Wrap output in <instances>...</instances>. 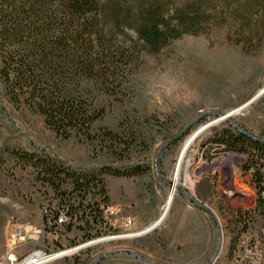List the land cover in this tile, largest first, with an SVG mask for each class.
<instances>
[{"label":"rangeland","instance_id":"obj_1","mask_svg":"<svg viewBox=\"0 0 264 264\" xmlns=\"http://www.w3.org/2000/svg\"><path fill=\"white\" fill-rule=\"evenodd\" d=\"M220 1L226 8L235 0ZM231 9L221 10L219 22L205 27L202 34L182 36L158 54L139 56L130 76V97L95 125L128 137L129 151L117 146V152H108L101 144L56 137L46 129L42 117L9 104L0 84V264H6L9 223L42 228L44 216L52 218L58 211L55 193L36 180L32 167L16 158L20 152L34 150L58 158L71 169L96 170L108 191L110 206L104 218L107 225L98 227L105 234L75 254L55 258L90 241L83 243L84 232L75 226L69 230L58 225L55 231L43 229L38 239L20 247V260L35 252L52 257L45 256L43 264H146L121 251L126 249L150 264L233 262L242 233L262 224L254 181L260 161L254 159L251 178L247 155L217 150L209 142L223 129L232 128L222 118L227 114L264 139L261 96L233 117L237 109L261 95L264 26L254 28L249 45L239 44L241 30ZM213 121L217 122L203 128ZM195 134L180 162L182 149ZM162 150L158 175L155 161ZM136 165L142 167L139 175L113 174ZM103 167L109 172L101 173ZM190 168L200 174L193 173L186 182ZM161 177L173 178L176 189L170 191L172 187ZM233 187L235 191H229ZM179 189L205 208L189 202ZM171 192L172 204L165 219L145 235L164 213ZM126 218L133 222L129 228L123 226Z\"/></svg>","mask_w":264,"mask_h":264},{"label":"trees","instance_id":"obj_2","mask_svg":"<svg viewBox=\"0 0 264 264\" xmlns=\"http://www.w3.org/2000/svg\"><path fill=\"white\" fill-rule=\"evenodd\" d=\"M228 8L241 30L238 43L249 45L254 28L264 26V0H235L226 8L220 0H0L4 96L16 110L42 117L46 129L62 140L74 137L101 144L108 152H117V146L129 151L128 137L95 125L130 97V76L139 56L158 54L182 36L202 34ZM209 144L247 155V171L255 158L264 162V142L233 127L223 129ZM16 156L55 193L58 211L52 218L44 216L43 222H51L46 229L58 228L62 211L68 217L63 224L67 229L75 226L84 232L83 243L105 234L98 227L107 225L104 211L110 197L96 170L71 169L39 150ZM141 168L113 174L133 177ZM103 172H109L108 167Z\"/></svg>","mask_w":264,"mask_h":264},{"label":"built area","instance_id":"obj_3","mask_svg":"<svg viewBox=\"0 0 264 264\" xmlns=\"http://www.w3.org/2000/svg\"><path fill=\"white\" fill-rule=\"evenodd\" d=\"M220 158L221 157H219L218 160ZM257 170L258 172L254 181L256 185V200L259 203L260 213L262 215V224L259 228H255V230H247L242 233V245L239 255L236 256V264H264V164L259 162ZM248 174L251 178H253L254 170L249 169ZM231 189L232 190L229 191H235V187ZM240 192L248 194L243 190H240ZM106 210L104 211L105 219L107 218L105 215ZM44 212L46 213V210ZM67 222L68 217L62 211H60L57 217V225H63ZM132 224L133 222L129 218H126L123 221V226L126 228L131 227ZM46 226H51V222L48 219L44 221L42 228L33 226L31 224L13 225L9 223L6 234V264L22 263L24 260L35 254V252H30V254L26 255L22 260H20V253L18 252V249L28 245L31 241L38 239ZM45 256L50 258L48 255Z\"/></svg>","mask_w":264,"mask_h":264},{"label":"water","instance_id":"obj_4","mask_svg":"<svg viewBox=\"0 0 264 264\" xmlns=\"http://www.w3.org/2000/svg\"><path fill=\"white\" fill-rule=\"evenodd\" d=\"M262 95H261V97H262V109H264V84H263V89H262V93H261ZM260 96H258V95H256V96H254L253 98H251V100L250 101H248L246 104L249 106V105H251V103H253L255 100H257L258 98H259ZM222 117H224V119L226 120V121H228V123L235 129V130H238V131H240V132H242V133H244L247 137H249V138H251V139H255V140H258V141H261V142H264V139L263 138H261V137H259V136H257V135H254L253 133L251 134V133H249L248 131H246L242 126H240V125H238V123H236L233 119H232V117L230 116V115H222ZM217 121H213V122H211V123H209V124H207V126H205V127H203L204 129H207V127H209V125H211V124H213V123H216ZM197 134V133H196ZM196 134L194 135V136H196ZM194 136H193V138H194ZM193 140V139H192ZM192 142H189L184 148H183V150L181 151V153H180V156L179 157H181L184 153H185V151H186V149L188 148V146L191 144ZM164 150V149H163ZM163 150L160 152V154L156 157L157 159H156V161H155V167H156V172L158 173V175H160V173H159V163H160V160L162 159L161 157H162V155H163ZM162 178V177H161ZM165 182H167V184L170 186V187H172L174 184H173V178L171 179V180H167V179H165L164 177L162 178ZM175 187V186H174ZM173 188V187H172ZM171 188V189H172ZM171 191V190H170ZM180 193H181V195L184 197V198H186V199H188L189 200V202H191L192 204H196V205H198L199 207H202V208H205V206L204 205H202L200 202H197L196 200H192V199H190L189 198V196L185 193V192H183L182 190H178ZM172 199L173 198H171L167 203V206H166V208H165V210H164V213L159 217L160 219L157 221V222H155V224H154V227L153 228H151L150 229V231H153V230H155L156 229V227L159 225V224H161L162 223V221L165 219L164 218V216L166 215V213L168 212V210H169V208H170V206H171V202H172ZM153 229V230H152ZM150 231L148 232V233H146V234H149L150 233ZM145 234V235H146ZM219 234H220V231H219ZM95 241H97V240H95ZM92 242H94V241H90V242H88V243H86V244H83V245H80V246H77V247H75L74 249H71V250H68V251H66V252H69V253H66L65 254V256H67V255H71V254H75V252H76V250H78V249H81L82 247H85V246H87V245H89L90 243H92ZM121 251H123V252H127V253H129V254H131V255H133L135 258L137 257L138 259H140L141 261H143L144 263H146V264H150V263H148L141 255H139V254H137L136 252L134 253V252H132V251H130V250H121ZM52 257H50L49 259H51ZM215 258V257H214ZM213 258V259H214ZM213 259L211 260V262H213Z\"/></svg>","mask_w":264,"mask_h":264},{"label":"bare ground","instance_id":"obj_5","mask_svg":"<svg viewBox=\"0 0 264 264\" xmlns=\"http://www.w3.org/2000/svg\"><path fill=\"white\" fill-rule=\"evenodd\" d=\"M262 93V91L259 93V94H261ZM262 95V94H261ZM261 95H258V96H261ZM250 106V105H249ZM247 104H245V105H243L242 107H240L239 109H237L238 110V112H236V114H234L233 115V117H235V116H237L238 114H241L242 113V111L243 110H241V109H243V108H246V107H249ZM227 115H230L231 117H232V114H227ZM222 118H224V117H222ZM194 138H195V136H194ZM193 138V136H192V138L189 140V142H192V139H194ZM188 143V142H187ZM183 150V149H182ZM226 156H228V155H226ZM233 156V155H232ZM236 156H238V155H236ZM240 156V155H239ZM182 158H183V155L180 157V162H181V160H182ZM235 159H240L239 157L237 158H235ZM224 160H228V159H224ZM180 162H179V164H180ZM179 164H178V166H177V168H176V170H175V174H174V179H178V176H179V173H178V169H179ZM262 164H264V162L262 163ZM189 170V174L187 175V178H186V182H190V180H191V177L193 176V173H195V172H197V171H195L194 170V172H192V170H191V168L190 169H188ZM177 173H178V175H177ZM197 174L199 175L200 173H199V171L197 172ZM192 182V181H191ZM173 188L174 189H176V187H174L175 186V183H174V180H173ZM172 188V189H173ZM172 189H171V191H172ZM172 198V192L170 193V195H169V197H168V199H167V202L170 200ZM168 204V203H167ZM154 227V225L153 226H151L150 227V229L151 228H153ZM150 229H147V230H145V232H144V234H146V233H148L149 231H150ZM153 230V229H152ZM141 235H143V234H141ZM241 245H242V240H241V242H240V244H239V246H240V248H241ZM66 253H68V252H62V253H60L58 256H56L55 258H60L61 256H65V254ZM239 253H240V249H239V252H238V255H239ZM55 258H53V259H55ZM44 261H45V259H44V256L41 254V253H36L35 255H33V256H30V258H27L26 260H24L22 263H15V264H43L44 263ZM233 262L231 263V264H236V257L232 260Z\"/></svg>","mask_w":264,"mask_h":264},{"label":"crops","instance_id":"obj_6","mask_svg":"<svg viewBox=\"0 0 264 264\" xmlns=\"http://www.w3.org/2000/svg\"><path fill=\"white\" fill-rule=\"evenodd\" d=\"M144 235V234H143Z\"/></svg>","mask_w":264,"mask_h":264}]
</instances>
